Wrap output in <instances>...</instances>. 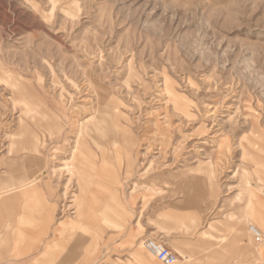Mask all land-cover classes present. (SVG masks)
Masks as SVG:
<instances>
[{
	"label": "rangeland",
	"instance_id": "374dc122",
	"mask_svg": "<svg viewBox=\"0 0 264 264\" xmlns=\"http://www.w3.org/2000/svg\"><path fill=\"white\" fill-rule=\"evenodd\" d=\"M95 114L108 143L86 139L97 170L84 174L106 190L79 208L64 168ZM12 162L21 189L60 199L57 222H86L100 263L162 264L143 245L158 239L133 229L162 189L200 196L209 227L264 226L228 214L248 188L264 205V0H0V166Z\"/></svg>",
	"mask_w": 264,
	"mask_h": 264
},
{
	"label": "crops",
	"instance_id": "0c3cea01",
	"mask_svg": "<svg viewBox=\"0 0 264 264\" xmlns=\"http://www.w3.org/2000/svg\"><path fill=\"white\" fill-rule=\"evenodd\" d=\"M31 166L38 167L36 171L41 170L38 165ZM20 168L15 162L7 170L0 166V264H105L89 255L86 222H57L60 199L42 182L21 189ZM166 190V193L163 189L157 192L147 207L144 205L136 214L133 229L139 234L141 228L143 236L157 238L169 250L173 249L178 257L175 264H264L261 222L253 221L248 232L233 230L232 225L222 219L218 224L213 221L215 224L209 227L204 224L209 213L202 208L205 205L200 196L195 194L183 200L179 188ZM247 190H253L258 198L237 191L235 199H244L246 207H235L228 214L264 217L259 193L255 187ZM191 220L195 225L189 223ZM72 230L77 231L74 239ZM112 233L115 237L116 233ZM113 241L120 248L119 240ZM116 255L112 256V264H122L120 252Z\"/></svg>",
	"mask_w": 264,
	"mask_h": 264
},
{
	"label": "bare ground",
	"instance_id": "6f19581e",
	"mask_svg": "<svg viewBox=\"0 0 264 264\" xmlns=\"http://www.w3.org/2000/svg\"><path fill=\"white\" fill-rule=\"evenodd\" d=\"M76 131H77L76 140H75L74 145H73L72 154H71L70 159L67 161L68 163L66 164L64 170L66 172L65 176L67 178H68V176L77 177V181H78L77 183H78L79 189H78V197L76 198V201H77L76 204L78 206H80L81 205V202L79 200L80 197L84 196V194L89 192L91 187L94 186L93 188H95V189H103L98 183L95 184V181H92L90 179V177H87L84 174V169H88V170L91 169L94 171L97 170V168H95L94 155L92 154V151L89 149L87 142H86V139L89 138L93 145H95L97 147H101L102 143H100L97 139L98 138L103 139V142H105L103 145L107 144L108 143V140H107L108 137H106V136H107V132L109 130H108V125H107L106 121L95 114V115L91 116L87 121L80 123V124L78 123L77 127H76ZM35 152L37 154L35 159L37 158V162L41 163V156L39 153H37L38 152L37 148H35ZM103 169H104V167H103ZM96 178H97V176H96ZM100 180L102 181V179H100ZM103 190H106V189H103ZM263 191H264V188L261 191V196L264 199ZM248 194L250 197L258 198L257 193H255L253 190L249 191ZM146 240H144V241H146ZM257 240H259V238H257ZM143 245L145 248V242L143 243ZM146 252H147V250H146ZM151 257H153V256H151ZM155 259H157V258H155Z\"/></svg>",
	"mask_w": 264,
	"mask_h": 264
},
{
	"label": "built area",
	"instance_id": "2783aa9c",
	"mask_svg": "<svg viewBox=\"0 0 264 264\" xmlns=\"http://www.w3.org/2000/svg\"><path fill=\"white\" fill-rule=\"evenodd\" d=\"M264 195V191H263ZM145 242V249L147 252L157 258V260L162 264H174L178 257L169 251L160 241H155L152 239H147Z\"/></svg>",
	"mask_w": 264,
	"mask_h": 264
}]
</instances>
